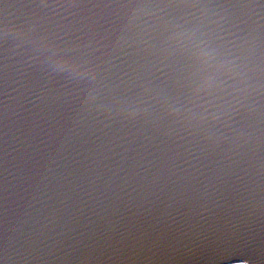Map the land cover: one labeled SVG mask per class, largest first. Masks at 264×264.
Segmentation results:
<instances>
[{"label":"water","instance_id":"obj_1","mask_svg":"<svg viewBox=\"0 0 264 264\" xmlns=\"http://www.w3.org/2000/svg\"><path fill=\"white\" fill-rule=\"evenodd\" d=\"M161 18L244 46L228 127L41 99L28 20L105 37L119 84L144 63L128 43ZM0 30V264H264V0H0Z\"/></svg>","mask_w":264,"mask_h":264},{"label":"snow or ice","instance_id":"obj_2","mask_svg":"<svg viewBox=\"0 0 264 264\" xmlns=\"http://www.w3.org/2000/svg\"><path fill=\"white\" fill-rule=\"evenodd\" d=\"M41 2L47 4V0ZM148 2L124 0L127 8L133 10ZM160 3L173 9L199 8L203 0H160ZM130 17L136 19L131 14ZM206 28L199 23L179 24L174 19L161 18L151 26L152 31L141 29L132 37L134 44L125 43L138 48L144 63L134 69L135 76L124 73L128 80L117 76L120 81L117 84L115 74L101 59L107 57L98 51L105 48V44L99 43L105 37L91 40L95 47H90L64 40L41 20H28L26 24L27 34L37 38L32 42V58L39 63L37 81L42 100L54 99L74 108L87 106L97 111L139 112L141 106L147 105L161 119L171 118L180 123L177 117H183L200 129L204 125L228 127L233 113H239L237 105L241 101L237 93L244 91L240 85L245 82L242 78L246 73L239 61L245 49ZM0 41L6 43L2 38ZM109 42L120 47L117 40ZM249 43L245 41L246 45Z\"/></svg>","mask_w":264,"mask_h":264}]
</instances>
